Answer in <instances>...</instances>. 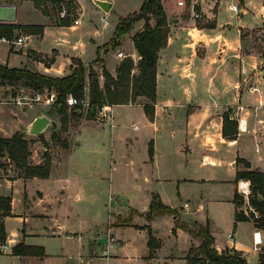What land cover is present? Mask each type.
I'll list each match as a JSON object with an SVG mask.
<instances>
[{
	"label": "crops",
	"instance_id": "0c3cea01",
	"mask_svg": "<svg viewBox=\"0 0 264 264\" xmlns=\"http://www.w3.org/2000/svg\"><path fill=\"white\" fill-rule=\"evenodd\" d=\"M75 1L78 6L77 11H79V23H72L80 25L83 5L81 0ZM90 1L93 2L102 12H105L101 17V20L104 27L108 28L110 25L108 13L113 10L117 0H108L111 2V8L108 12L104 11L94 2V0ZM203 1L206 3V0ZM182 2L184 4L186 3L185 0H178L175 5L180 10L183 8ZM220 2L221 0H214L213 3L216 6V9L211 11L207 8L205 11L207 16H209L208 18H212V20L215 19L216 23ZM0 3L16 4L18 7V18L16 22L1 23L43 25L45 31L48 27L65 26L59 24L60 19L58 22H53L52 18L54 15L52 12L45 14L41 8L35 5V0H24L21 4L15 0H1ZM233 6H238L239 11L233 10ZM229 7L232 11L237 13L239 19L249 11L245 0H240L239 3H232ZM260 9L262 13H264V3L262 2L260 3ZM165 10L171 27L179 29L184 25H188L191 32V40L189 43L191 53L189 60L180 70L178 69V66L182 61L176 60L174 69L169 75L170 78H173L175 75L189 82L188 85L199 84V79L205 75L202 74L203 71V73H209V75L205 77V79H207L206 89H197L196 92L192 91V93H187L185 95L186 98H183L182 100L179 99L182 98V96H179L178 94L179 91H171V93L167 95V100L163 103H159L156 100L155 114L153 118L149 117L144 108V105L149 102V99L146 96H139L135 102L109 104L112 117L108 118L106 121H100L97 119V116L94 118H88V110L84 108V110H82L83 117L80 120L70 119L69 121V131L67 130V132L71 136L70 138L73 139L74 145L69 152L65 153L63 158H57V160L53 159V165L49 177H27L22 168L17 167L11 162L7 169L3 164L0 165V195H11L13 206V214L5 218V226L6 220L10 217L20 216L21 219L24 218L22 234L10 236L7 232V242L0 246V255L10 256L13 264H30L34 260L42 259L47 256L46 252L44 256L17 255L13 252V248L17 243L22 241L26 245L43 247L35 243L38 238L60 235V223L57 220L50 221V218L52 217L48 213L50 211L49 207L51 206L50 195L54 194L56 201L60 202L63 197H65L69 185L67 182L69 178L66 176V173L63 177H61V175L70 166L68 163V156L78 145L76 136L78 134L82 135L86 128L89 129V139L92 143L91 145L93 149L103 153L104 151L106 152L105 146H111L112 150L109 152L111 154L112 163L115 162V150L113 147L117 135L119 133L122 134L126 128L132 130V133H134L133 138L135 139L134 142H132L131 148L127 144L126 155L133 163H139L140 165L151 164V166H153L150 175L148 174V168H145L143 174L144 179L150 182L158 181L159 177L156 176L159 175L161 177L164 170L168 171L165 167H161L160 165V167H156L157 172L155 173V159L157 162L166 163L168 160L172 159L174 155H178L179 158H188V161L191 160L192 162L198 160V162H200L199 164L210 166L208 172L211 174L202 176L200 180L223 182L226 185H229L231 189L229 193L226 192V196H220L216 200V204L220 206L218 208L219 212H214V214L208 215L207 218L199 217V219L197 218L194 221H199L203 224H206L207 222L210 223V230L215 238L214 247L219 252L228 248L237 249L243 253L249 263L257 264L259 262V255L264 247V230L256 226V220L249 216V219L240 220L235 223V214L239 208L236 205L234 198L235 194L239 192L238 182L240 180L236 181L239 168L236 164L238 157L246 159L254 168L264 172V148H262V144H264V88L260 84L261 79H258L259 82H254L255 74L259 77L264 76V48L262 49L260 47L257 50H252L250 48L253 45L252 41L257 42V38L254 37L255 33L264 36L262 34V31H264V25L254 29H249L241 25L239 28L238 41L235 43L225 38V35L222 34V32H216L214 26L208 27L205 25H198L197 22L192 20V18H185L181 15L178 17H172L174 14L169 12L166 5ZM141 21L142 23L140 24L139 29H137V32L144 29L145 20L142 19ZM119 22L120 20L117 21L116 25H118ZM150 22L154 25L155 18L150 19ZM137 32H135L134 35ZM43 33H30L24 29L16 28L12 39H7L5 37L0 38V64L16 68L27 67L30 70L39 72H41L39 67L44 64V66H46L44 69L46 71L45 74L51 76H65L67 74H64L66 73L64 69H67L69 65V73L72 71L73 58H80L88 69L93 65L94 69L100 74V83L103 86L104 68L108 69L113 75H116L119 64L125 59L124 56H119L118 53L123 52L125 56L127 55V57L130 56L134 59L136 65L134 70L136 74H139L137 63L141 56L135 47L133 41L134 35L131 36L132 43L130 47L108 50L103 46L104 52L103 56H99L101 59L99 62H95L97 57L91 62L84 61L83 58L79 56L72 57L63 65V67L60 68L63 71L62 73L54 72V66H52L57 60L58 51L56 49L49 54H44L36 44L33 42L29 44L31 39L37 36L41 37L43 36ZM23 35H30V37L22 43H15L17 39ZM204 37L205 40H203ZM123 40L124 38H121L120 43L117 45H122L121 43ZM261 41L264 42V39H261ZM107 53H110L111 57L114 58L112 64L109 63L108 57L106 56ZM159 54L160 57L157 69V99L159 81H161V69H163V66L166 65L168 60L165 47L160 50ZM16 57H21L19 64H15L14 62ZM53 57V62H51L50 65H47L44 59ZM248 59H251L250 65L253 72L250 73L249 70L240 67V76L236 77L235 67L237 66L235 62H239V64L242 65L244 62H247ZM9 81L11 80L0 79V82L3 83H9ZM15 81H22V86L25 87L23 85V80H13L12 82L14 83ZM251 86H256L258 90L250 89ZM86 92V95L89 96L88 80ZM0 106L3 107L2 109L5 111L0 112V115L7 117L4 114H10L11 117L16 118V114L18 113L15 108L8 109L4 104H0ZM228 110L236 112L238 116L245 120L243 127H246V129L244 128L243 130L238 126L239 132L233 138L226 137L223 134V115ZM41 114L49 115L44 110L40 109L32 115L25 116L21 119H18V116L16 120L9 122V125L0 117V136L11 137L20 130L26 132L28 125ZM50 118L52 123H58L59 125L56 118ZM168 130L171 131L172 136H178L179 138L182 136V140L178 143L169 140L167 135ZM106 137L107 139L105 141ZM26 138H28V136ZM128 139L126 141H129ZM151 143L154 146L155 158L150 157ZM224 150L225 153L223 154ZM33 157H35V155H33ZM42 161V158L38 159L33 165H40ZM197 169L201 170L202 167H198ZM96 172V178L97 180H100L103 177V172L101 173V170ZM17 187H19L22 195L21 203L23 207L20 212H17L14 207V190L17 189ZM153 193L155 192L152 188L147 189L145 191V198L142 201V204L138 207L132 203L126 206L120 205L121 207L119 208H134L138 211H146L152 201ZM200 205L203 206V203H200ZM40 206H46V208H41ZM119 208H117V210ZM181 208L184 209L183 206ZM224 210L227 213L226 220H224ZM166 215L156 216L154 219ZM135 218L134 223L138 224V227L151 225L155 237L162 242L161 247L155 249L152 257L149 258L151 249L148 244L149 232L146 228V247L144 248L142 255L139 257L140 264H152L156 260L164 261L165 264H186L185 257L188 250L193 245L197 246L200 244L199 239L193 237L188 231L182 228H178L176 234L173 232V234H169L167 238H165L160 236L158 230L153 227L152 222L147 221L145 217L137 215ZM44 221H50V223L48 225L38 224L45 223ZM137 221H141L143 224H139ZM194 221H191V223ZM55 223H57L56 226L58 227L55 226ZM171 225L173 228L175 227V220ZM246 225H249L250 227ZM128 226L133 225H127L125 227ZM125 227L115 226L111 229V231L114 232V235L107 233L108 243L102 250V253L106 258H114L120 253V249L124 248V245L119 242L121 240L117 239L116 234ZM248 228L249 236L244 233ZM221 229L226 230V233L228 232L227 239L225 236L220 235L219 231ZM257 229H260L262 237L260 249H255L254 247V232ZM63 233L68 236L78 234V232L73 230H64ZM98 234L100 235V232ZM184 235H189L188 244L186 247H181L179 245V238ZM110 237L113 238L112 241L110 240ZM97 241L96 237L90 240V253L87 258L83 260L85 264L95 263L98 255L96 247Z\"/></svg>",
	"mask_w": 264,
	"mask_h": 264
},
{
	"label": "rangeland",
	"instance_id": "374dc122",
	"mask_svg": "<svg viewBox=\"0 0 264 264\" xmlns=\"http://www.w3.org/2000/svg\"><path fill=\"white\" fill-rule=\"evenodd\" d=\"M15 1L21 4L24 0ZM37 1L42 3V11L45 8L48 12H52L54 15L52 18L53 22H58L60 18H67L69 16L65 3L60 4L54 0H35V5H37ZM81 1L83 13L80 17V25L72 23L71 25L48 27L46 31L44 30L43 36H37L30 40L29 44L33 42L44 54H49L55 49L58 51L57 60L52 65L54 66V72L63 73L60 68L72 57L79 56L83 58L84 61L91 62L94 58L100 55L103 56V46L108 50L130 47L132 43L131 36L137 32V29H139L142 23V19L135 21L132 29L128 33L123 34L120 38L115 40L113 36L117 27V21L122 17H127L133 15L135 12H139L144 4V0H117L113 10L108 13L110 21L108 28L104 27L101 20L105 12H102L90 0ZM213 1L214 0H206L205 3L203 0H185L186 3L184 4L182 2L183 8H181V10L175 6L178 0H169L165 5L169 12L174 14L172 17L181 15L185 18H192L198 25L205 26L206 24L215 23V31L222 32L225 38L235 43L238 41L239 28L241 25L249 29L264 25V13H262L260 9V3H264V0H245L249 11L240 19L237 13L232 11L229 7L230 4L235 2L239 3L240 0H221L217 11V23L215 19L212 20V18H208L209 16H207L205 12L207 8L211 11L216 9ZM59 5L62 6L61 9H59ZM78 12L79 11L76 10L72 22H75V20L79 18ZM150 18L152 19L154 16L150 15ZM16 24L19 26L18 28L30 31L29 25ZM170 28L169 40L165 47L168 60L166 65L163 66V69H161V81H159L158 87L157 101L159 103H163L167 100V95L173 90L179 91V96H182V98L179 99L182 100L186 98L185 95L187 93H192V91L196 92L197 89H206L207 79H205V77L209 75V73H203L202 71V74L205 75L199 79V84L192 85H188L189 82L175 75L173 78H170L169 75L174 69L176 60L182 61L178 66L180 70L185 66V63L188 62L191 53L189 47L191 32L188 25H184L179 29H174L171 26ZM262 34L264 35V31H262ZM254 35V37L257 38V42L252 41L253 45L250 48L252 50H257L260 47L263 49L264 42H262L261 39L263 40L264 36L259 35V33H255ZM121 38H124L121 43L122 45H117L120 43ZM203 40H205V37ZM106 56L108 57L109 63L112 64L114 58L111 57L110 53H107ZM126 57L127 55L124 56V58ZM20 60L21 57H16L14 60L15 64H19ZM250 60L248 59L247 62H244L242 65H240L239 62H235L237 66L235 67L236 77L240 76V67L249 70L250 73L253 72ZM39 68L41 72H46L44 70L46 68L44 64ZM69 68L70 65L67 69H64L66 71L64 74L70 72ZM133 73L136 74L135 70ZM254 77V82L261 79L260 84L264 88V76L259 77L255 74ZM4 84H14L16 85L15 88L19 89V86H22V81H15L14 83L4 82ZM6 88L7 86L5 89ZM8 89H11V86L8 87ZM9 93L10 90H8L7 94ZM148 103H151L150 100ZM4 105H6L8 109L15 108L18 113L16 114V118L19 116L18 119L32 115L34 112L41 109L47 112V114H49L48 116L56 118L59 122V125L58 123H51L47 130L39 135H28L25 132V137L28 136L27 139L30 141L29 150L31 154L28 158L30 164L36 163V161L41 158L43 161L40 165L44 164L46 161V153H48L53 165V159L57 160V158H63L65 153L69 152L74 145L73 139L70 138L71 136L67 132V130L69 131L70 120L67 124L63 125L60 115L48 113L49 110L52 109V105L40 102L28 103L22 106L15 104ZM2 108L3 107L0 106V112H5ZM4 115L7 117L2 115H0V117L3 118L4 122L8 125L9 122L16 120V118L11 117L10 114ZM96 116L100 121H106L108 119V117H103V115L99 114L98 111ZM227 117L228 120H226ZM223 118V128L226 123L229 127V131H232L237 128V125L239 126V119L241 117L238 116L236 112L228 110L224 113ZM132 132V130L126 128L122 134L119 133L117 135L113 147L115 150V162L113 163L109 152L112 150L111 146H105L106 152L104 151L103 153L93 149L89 139L90 134L88 128L83 131L82 135L78 134L76 136L78 145L68 156V163L70 166L67 168L68 171L65 170L61 175V177H63L66 173V176L69 178L67 181L69 185L65 197H63L60 202L56 201L54 194L50 195L51 206L49 207L50 211L48 213L52 216L50 221L57 220L60 223V235L38 238L35 243L43 246L47 256L42 259L34 260L30 264H85L83 260H85L90 253V240L94 237L98 240L96 246L98 255L93 264H140L139 257L146 247V228L145 226H125L128 225L126 220L129 219L130 215H133V220L130 222V225H138L134 223L135 217L137 215L142 216L144 211L137 210L139 213H135L133 212V210H135L134 208L120 209L119 207H121L120 205L126 206L132 203L137 207L140 206L145 198V191L147 189L152 188L155 193L161 196L164 203L179 209L182 212V219L189 223L197 218L199 219V217L207 218L208 215L219 212L218 208L220 206L216 204V200L220 196H226L225 194L229 193L231 187L223 182L200 180L202 176L211 174L208 172L210 166H203L199 164L200 162H198V160L192 162L191 160L188 161V158H179L178 155H174V157L166 163L157 162L155 159V173L157 172L156 167H160V165L161 167H165L168 171L164 170L161 177L159 175L156 176L159 177L158 181L150 182L144 179L143 174L145 168H148V174L150 175L153 166H151V164L140 165L139 163H133L126 155L127 144L131 148L132 142H134L135 139L133 138L134 133ZM167 135L169 140L176 143L180 142L183 138L182 136H180V138L178 136H172L170 130H168ZM106 139L107 137L105 141ZM127 139L129 141H126ZM62 140L67 141V146L62 144ZM262 148H264V144H262ZM224 153L225 150L223 151V154ZM33 155H35V157H33ZM153 157L155 158V155H153ZM10 162L15 164L6 151L0 159V165L3 164L7 169ZM237 166L243 167V164L239 163ZM198 167H202V169L199 170L197 169ZM98 170H101V173L103 172V177L100 180H97L95 175ZM238 194L241 195L239 192ZM14 201V207L17 212L22 211V195L19 187L14 190ZM200 203H203V206H201ZM182 206L184 209L181 208ZM40 207L46 208V206ZM117 208L119 209L117 210ZM238 208L239 211H241L242 204H240ZM226 218L227 213L224 210V220H226ZM174 220L172 216L166 215L164 217H158L151 222L153 227L160 233V236L167 238L169 234H173L174 232V228L171 225ZM23 221L24 218L21 219L20 216L8 218L6 220L8 234L10 236H15L17 234L21 235L24 225ZM50 221H44L45 223L38 224L48 225ZM137 223L143 224L141 221H137ZM56 225L57 223H55V226ZM115 226L125 227L116 234L117 239L121 240L119 242L124 245V248L120 249V253L117 256L114 258L109 257L108 259V257L106 258L103 255L102 250L108 243L107 233L114 235L111 229ZM246 226L250 227L249 225ZM64 230H73L78 232V234L68 236L63 233ZM99 232L100 235L98 234ZM219 233L227 239L228 232L226 233V230L221 229ZM244 233L249 236V228ZM188 236L189 235H184L179 238V245L181 247L187 246ZM11 259L10 256L0 255V264H13ZM152 264L165 263L164 261L156 260Z\"/></svg>",
	"mask_w": 264,
	"mask_h": 264
},
{
	"label": "trees",
	"instance_id": "16d2710c",
	"mask_svg": "<svg viewBox=\"0 0 264 264\" xmlns=\"http://www.w3.org/2000/svg\"><path fill=\"white\" fill-rule=\"evenodd\" d=\"M60 4H66L69 16L67 18H60L59 24L71 25L73 16L76 14L78 8L75 0H54ZM167 0H144V4L139 12L133 15L122 17L118 23L113 39L120 38L123 34L128 33L134 22L139 19L145 20V26L142 31H138L133 41L141 58L137 63L139 74H134L133 70L136 67L132 57H126L121 61L117 68L116 75H113L108 69L104 68V85L100 83V74L94 69L93 65L88 69L80 58H73V66L71 73L65 76H51L39 71H33L25 68L9 67L0 64V79L23 80V85L33 91L45 92L46 90H54L57 94V100L49 110L50 114H57L61 116L63 125L67 124L70 119L80 120L83 117L84 110L82 105L69 106L66 103V98L69 94H73L78 98H83L86 95L87 80L89 81V98L90 108L88 109V118L96 117V111L103 104H124L135 102L139 96H146L151 103L144 105L146 113L153 118L155 114V102L157 100V69L160 57V50L166 47L170 26L168 22L167 13L165 10V2ZM42 3L37 1V7L41 8ZM62 6L59 5V9ZM45 14L48 11L44 8ZM150 15L155 18V24L150 22ZM208 27L215 26V23L206 24ZM19 26L16 23H1L0 22V38L5 37L12 39L14 37V30ZM30 33H43V25H29ZM53 58L44 59L47 65L53 62ZM101 59L97 57L95 62ZM95 108V111H92ZM228 120V117L227 119ZM225 120V121H226ZM228 122V121H227ZM238 125L235 130H230L225 123L223 134L226 137L233 138L238 132ZM24 131H17L11 137H0V159L7 151L11 160L19 168H22L27 177L40 176L49 177L51 173L52 161L48 153H46V161L41 165H33L29 163V144L30 141L25 137ZM56 136V135H55ZM54 139V137H53ZM62 144L67 146V141L62 140ZM154 146L150 145V157L153 158ZM242 163L243 167H239L237 171L236 181L241 179H248L252 183L251 197L252 202L259 208L261 217L256 220V226L264 230V172L254 168L246 159L237 158V164ZM260 196L262 200H260ZM234 201L237 206L243 203V197L235 194ZM12 196L0 195V246L7 242L8 234L5 226V218L11 216L12 212ZM139 213L137 210H133ZM172 215L175 219L174 233L178 228L188 231L193 237L200 240V244L193 245L187 252L186 264H251L244 257L243 253L237 249H225L219 252L215 247V238L210 230V223H200L194 221L189 223L182 219V212L163 202L161 196L153 193L152 201L149 208L142 213V216L147 221L151 222L156 216ZM249 217L243 211H236L235 223L240 220H247ZM133 220V215H130L126 220L130 225ZM138 227V225H133ZM145 228L149 232V247L152 257L154 250L160 248L161 240L155 237L151 225H146ZM13 252L17 255H37L44 256L45 249L43 247H36L26 245L24 242L17 243ZM257 264H264V247L259 255V262Z\"/></svg>",
	"mask_w": 264,
	"mask_h": 264
},
{
	"label": "built area",
	"instance_id": "2783aa9c",
	"mask_svg": "<svg viewBox=\"0 0 264 264\" xmlns=\"http://www.w3.org/2000/svg\"><path fill=\"white\" fill-rule=\"evenodd\" d=\"M233 10L239 11V7L233 6ZM75 23L78 24L79 19H76ZM29 37L30 35L20 36L15 43H22L28 40ZM118 55L125 56L123 52H119ZM6 86L7 88L5 89ZM10 86H11V89H8V87ZM15 87L16 85L4 84L3 82H0V104H15V105L22 106L28 103L40 102V103H45L48 105H54V103L57 100V94L55 91L46 90L45 92H37L31 89H28L26 87H23V86L21 87L19 86V89ZM250 89L258 90L256 86H251ZM8 90H10L9 94H7ZM66 103L71 107L76 106V105H82L83 109L86 108L88 110L90 108V98L87 95H85L83 98H78L74 96L73 94H69L66 98ZM97 111L99 114L103 115V117H108V118L112 117V114L110 113L111 107L109 104H103L101 107L97 109ZM244 123H245V120L243 118H240L239 126L243 130L244 128L246 129V127H243ZM238 189H239V193L243 197L241 211H243L247 216L253 218L254 220H258L262 214L259 208L251 200V197L253 195L251 181L248 179H241L238 182ZM110 240L112 241L113 238L110 237ZM261 244H262L261 231L260 229H257L254 232L255 249H260Z\"/></svg>",
	"mask_w": 264,
	"mask_h": 264
},
{
	"label": "water",
	"instance_id": "95a60500",
	"mask_svg": "<svg viewBox=\"0 0 264 264\" xmlns=\"http://www.w3.org/2000/svg\"><path fill=\"white\" fill-rule=\"evenodd\" d=\"M104 11H109L111 8V2L108 0H94ZM18 18V7L16 4L0 3V22H16ZM95 111V108H92ZM79 112H82L79 109ZM52 120L46 114L37 116L27 127L26 133L28 135H39L47 130L51 125ZM260 200L262 197L260 196Z\"/></svg>",
	"mask_w": 264,
	"mask_h": 264
}]
</instances>
